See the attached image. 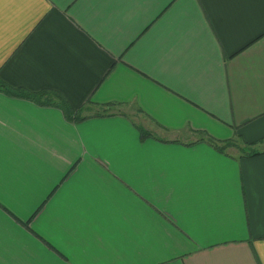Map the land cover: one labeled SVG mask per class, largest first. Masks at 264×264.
Listing matches in <instances>:
<instances>
[{"label":"crops","instance_id":"1","mask_svg":"<svg viewBox=\"0 0 264 264\" xmlns=\"http://www.w3.org/2000/svg\"><path fill=\"white\" fill-rule=\"evenodd\" d=\"M0 78L166 134L0 92V264H264V0H0Z\"/></svg>","mask_w":264,"mask_h":264},{"label":"trees","instance_id":"2","mask_svg":"<svg viewBox=\"0 0 264 264\" xmlns=\"http://www.w3.org/2000/svg\"><path fill=\"white\" fill-rule=\"evenodd\" d=\"M0 92L13 97L20 98L22 100L30 101L41 107H53L59 109L64 118L71 123H80L90 118H101V117H113V116H126L120 110H116L124 106L120 103H106V104H93L90 100H87L80 108L74 110L65 101V99L56 91L44 89L41 91L33 92L25 88H14L9 86L0 78ZM95 109L94 111H92ZM138 112H141L138 110ZM157 127L165 130L160 125L156 124ZM139 131L140 139L145 140L148 138H154L157 140L161 139L157 137L154 133L145 129L142 126L136 125ZM197 136V140L186 145H193L196 143H206L210 145L214 150L221 154L227 155L228 148H234L238 151L239 157H252L259 155L255 150H252L253 144L246 143L241 140L239 136H235L233 139L229 140H217L211 137L206 132H193ZM177 142V141H175Z\"/></svg>","mask_w":264,"mask_h":264},{"label":"rangeland","instance_id":"3","mask_svg":"<svg viewBox=\"0 0 264 264\" xmlns=\"http://www.w3.org/2000/svg\"><path fill=\"white\" fill-rule=\"evenodd\" d=\"M121 112L126 114L127 116L131 117L135 123H137L138 125H147V123L149 121H147V119L141 115H139L138 113H136V111L134 110L133 106L129 105V106H122L121 107ZM149 128L152 129V131L154 133H156L159 137H166L165 135V132L164 131H161L159 128H157L154 124L151 125V123L149 122ZM187 140H194L195 138H191V135L190 136H187L185 138H188ZM227 152L233 156H237V151L236 149L234 148H228L227 149Z\"/></svg>","mask_w":264,"mask_h":264}]
</instances>
